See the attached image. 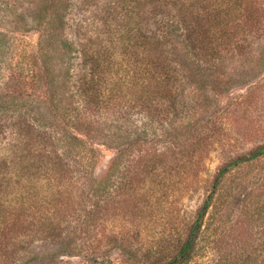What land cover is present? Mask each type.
I'll list each match as a JSON object with an SVG mask.
<instances>
[{"label": "rangeland", "instance_id": "374dc122", "mask_svg": "<svg viewBox=\"0 0 264 264\" xmlns=\"http://www.w3.org/2000/svg\"><path fill=\"white\" fill-rule=\"evenodd\" d=\"M117 1L121 0H0V85L6 88L0 91L1 100L25 97L29 104L22 113L30 117L45 111L48 105L42 101L53 93V75L58 83L56 75L63 79L65 73L59 71L62 40L76 41L78 32L84 33L89 47L101 52L100 63L111 60L113 72L107 77L116 79V33L122 32L121 20L116 22ZM200 1L194 16L189 9L180 13L162 8L177 15L179 23L191 20L193 32L160 27L161 16L154 17L151 0L127 3L134 7L128 10L129 22L138 12L145 13L141 27L135 26L137 42L133 39L130 45L133 61L145 51L144 61L155 75L169 72L172 78L149 91L145 84L142 89V80L130 81L126 72L115 92L117 101H107L109 90L93 92L102 103H94L82 113L83 120L71 123L87 146L70 140L72 158L85 161L78 178L87 180L85 190L116 180V193L100 198L108 212L103 209V220L95 222L67 217L55 225H33L30 220L2 223L0 264L168 262L207 200L210 206L193 258L185 264H264V155L240 162L218 179L228 163L264 146V0H225L224 6L223 0ZM198 14L203 17L196 19ZM219 30L224 35L219 36ZM50 31L56 34L47 41ZM164 32L169 36L166 45L152 38ZM139 34L146 39L142 44ZM164 48L168 53L162 52ZM130 68L135 70V63ZM144 76V83L152 79ZM67 82L60 83L58 93L77 116L72 103L76 99L71 97L75 90ZM58 97L56 103L62 99ZM56 111L37 123L62 132L63 118L55 115L63 110ZM4 112L0 202L10 197L6 161L15 129L13 111ZM33 184L28 199L38 209L46 188L41 181ZM87 194L78 203L89 210L98 198L93 190Z\"/></svg>", "mask_w": 264, "mask_h": 264}, {"label": "trees", "instance_id": "16d2710c", "mask_svg": "<svg viewBox=\"0 0 264 264\" xmlns=\"http://www.w3.org/2000/svg\"><path fill=\"white\" fill-rule=\"evenodd\" d=\"M130 1L137 0H121L116 3V22L117 20H121L122 22L120 25L122 26L121 34L118 35V33H116V79H109V77H107L108 72H113V64L111 63V60L109 59L106 64L100 63L101 52L89 47V41H86L85 37H83L84 33L78 32V39L76 41L70 39L62 40L63 42L60 47L59 71L65 73L63 79L61 78V75H56L58 83H55L54 79L56 73L53 75L54 77H52L50 81L53 93L52 95H49V98L43 99L42 102L48 106H46L45 111L41 110L37 112L36 115H38V117H30L27 114L22 113V111L27 108L26 104H29V101L24 99L25 97L22 98V101L18 100V97L5 98L2 100L0 98V120L7 117L4 108H7L8 110L11 109L13 111L12 114H14L12 117L13 123L11 128L15 126V129H11L14 138H12L11 153L8 157L9 161H6L10 164L9 168L11 175L8 182L10 183L9 187L11 191L9 192V199L0 202V227L2 223L7 221L12 223L11 220L17 222L30 220L33 225H37V223L40 225H46L47 223L55 225L56 221L67 217L83 218L86 222H95L96 220H103L101 218V216H103L101 215L103 209H106L108 212L109 206L105 205V202L100 198H102L101 195L103 194L107 196L106 192H109L110 194L116 193V180H113V182L107 185L101 184L97 187L90 186L85 190L88 185L86 182L87 180L84 179V181H82L78 179L80 172L85 167V161L79 162L80 158H72L73 148L70 140L81 141L79 146L82 148H87V146H85L83 142L84 140L77 135L76 131L72 130V128L75 127H72L73 125H71V123L75 121L79 123L83 120L82 113H84V111L90 109L94 103H102V101L100 102V98H97V95L93 92H100L103 94V91L106 92L109 90L112 94L106 98L107 101H115L117 98L115 92H117L120 82L126 78V76L123 75L126 72L128 74L130 73V81H134L135 79H137V81L142 80V89L144 88L143 84H145V87L148 88L149 91H151L152 88L159 86L161 83L169 82V78H172V75L169 74V72H167V74L165 73V75H161L162 77L160 78L158 75H155L150 64L144 61L143 53L145 51H141L137 55V59L133 61L131 56L133 48H131L130 45H134L133 39L137 42L138 37L134 34V31L137 30L135 26L141 27L140 23L142 22L141 20L145 13H142L141 11L138 12L136 20L134 19V21L129 22L127 17L128 10L134 8L132 5L127 7V3ZM223 1L222 6L225 4V0ZM151 3L154 4L152 5L154 9V17L157 18L158 16H161V18L157 19L160 27L167 25L172 27L175 26L174 28L177 27L184 31H194L191 20H185L186 23L185 21L179 23L176 19L178 18L177 15L167 14L168 10L165 11L162 8L169 7V10H171V8L178 9L180 13L189 9L188 14L194 16V9L201 5L200 0H151ZM7 4H10V2L7 1ZM200 10L203 12L204 9L202 8ZM167 15H169L168 21L166 19ZM197 17H203V14H198L196 19ZM198 25L200 24L198 23ZM79 31H81V29ZM213 33L216 34V32ZM54 34H56L55 31L48 32V38L46 40L49 41ZM219 34L216 35H224L223 30H219ZM145 36L147 35L145 34ZM143 37V34H139V39L142 38V41H140L139 44L146 41V39L143 40ZM152 38L158 41L161 45H166V43L169 42V36L166 32L159 33ZM43 39L45 40V37L41 38L39 48V51L42 54L45 51L43 50ZM194 42H196V40ZM162 52L168 53L165 48L162 49ZM146 54L147 53L145 52V55ZM122 55L126 56L128 61L119 57ZM154 55L155 51H153L150 56ZM129 56L131 57L130 59ZM45 61L47 62V60ZM134 63L135 70H131L130 66L132 67ZM142 66L143 70L141 69ZM76 68H78L77 72H75ZM46 74L49 75V71L46 72ZM144 74L151 76L152 82L151 80H147V83H144L143 79H146ZM68 80L70 81L69 83H71L72 88L75 90H71L73 94L71 97L76 99L73 100L72 103L75 107L74 111L78 113L77 116L72 113V108L67 105L69 101L64 100L61 96L62 94L60 95L58 93V90L60 91L61 87L60 83H68ZM110 82L113 86L111 90L109 88ZM4 89L6 88H4L3 85H0V91H4ZM58 96L62 97V99L59 100V103H56V98ZM0 97L4 96L0 95ZM52 109L57 110L55 114L59 113L58 111L61 112V110H63L59 116L55 115V118L58 120L63 118L60 124L62 132L56 130L54 126L51 127V125L37 123L39 120L43 121V119H46V117L51 114ZM33 120H35L37 124ZM6 128H8L7 124ZM263 155L264 146H261L252 151L249 156L238 157L220 170L218 179L232 170V168L236 167L240 162L252 160ZM82 156L87 157V154L84 152ZM111 175L116 176V160L112 166ZM34 181L44 182L43 185L46 188L45 195L41 198V204L38 209L33 207L29 201L30 199H28L30 193L33 191ZM88 189H90V191L93 190V194H95L98 199L91 203L89 210H86L83 208L84 205H80L78 202H80L82 196L87 194ZM88 194H90V192H88ZM209 206V200H207L200 209L188 237L180 246L175 257L168 262L158 264H185L193 258L197 239L202 229L203 219ZM83 210H86L85 214H83ZM17 212L23 214L16 215Z\"/></svg>", "mask_w": 264, "mask_h": 264}]
</instances>
